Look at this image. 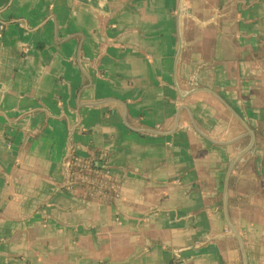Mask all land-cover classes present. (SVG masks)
I'll use <instances>...</instances> for the list:
<instances>
[{"label":"crops","instance_id":"crops-1","mask_svg":"<svg viewBox=\"0 0 264 264\" xmlns=\"http://www.w3.org/2000/svg\"><path fill=\"white\" fill-rule=\"evenodd\" d=\"M173 260L264 264V0H0V264Z\"/></svg>","mask_w":264,"mask_h":264},{"label":"built area","instance_id":"built-area-1","mask_svg":"<svg viewBox=\"0 0 264 264\" xmlns=\"http://www.w3.org/2000/svg\"><path fill=\"white\" fill-rule=\"evenodd\" d=\"M77 166L80 168L79 173H76L72 178L69 171L67 174L69 182L73 186L89 188V192L94 195L93 199L114 202L120 198V194L116 191L118 185L108 176V173L104 169H102L99 176L94 177L93 168L85 165L84 160L79 161ZM69 167L70 164L68 165ZM110 191L113 192L111 196L108 194Z\"/></svg>","mask_w":264,"mask_h":264},{"label":"trees","instance_id":"trees-1","mask_svg":"<svg viewBox=\"0 0 264 264\" xmlns=\"http://www.w3.org/2000/svg\"><path fill=\"white\" fill-rule=\"evenodd\" d=\"M77 158L75 156H71L70 159V167H69V172L71 174V178L75 176L76 173L80 172V168L77 166L78 162L76 163ZM85 165H88L89 167L93 168V174L96 176H99L98 174L101 172L100 169L95 168L96 160L89 157L84 161ZM105 169V168H104ZM102 201V199H99ZM172 264H175V260H173Z\"/></svg>","mask_w":264,"mask_h":264},{"label":"water","instance_id":"water-1","mask_svg":"<svg viewBox=\"0 0 264 264\" xmlns=\"http://www.w3.org/2000/svg\"><path fill=\"white\" fill-rule=\"evenodd\" d=\"M96 167H100V168L102 169V168H104V164H102V163H100V164L97 163V164H96Z\"/></svg>","mask_w":264,"mask_h":264}]
</instances>
